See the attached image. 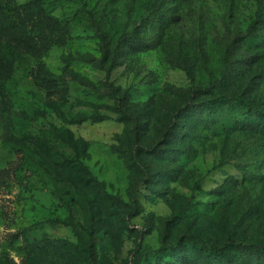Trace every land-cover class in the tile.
<instances>
[{
  "label": "rangeland",
  "instance_id": "rangeland-1",
  "mask_svg": "<svg viewBox=\"0 0 264 264\" xmlns=\"http://www.w3.org/2000/svg\"><path fill=\"white\" fill-rule=\"evenodd\" d=\"M5 4L0 264H264V0Z\"/></svg>",
  "mask_w": 264,
  "mask_h": 264
},
{
  "label": "trees",
  "instance_id": "trees-1",
  "mask_svg": "<svg viewBox=\"0 0 264 264\" xmlns=\"http://www.w3.org/2000/svg\"><path fill=\"white\" fill-rule=\"evenodd\" d=\"M1 1L2 0H0V2ZM8 6H9L8 4H5L4 7H3V10H1V13H0V17H1L0 18V27H1V29L3 31L15 30L16 27H17V24H18V20H17L18 18L14 17V19H12V17H10L11 14L6 9V8H8ZM2 12H6L7 14L6 15L5 14L3 15ZM5 52H6V56H8V59H9L10 58L9 56H11V53L7 49H5ZM232 101H234V100H232ZM232 101L229 100V99H227L226 97H222L221 99L215 101L214 104H215V106H218L221 103L229 104ZM244 108L246 110L252 109L250 107V105H247V104L244 105ZM263 114H264V112H263ZM262 121H263V123L261 125L262 126L261 129H262V132L264 133V120H262ZM226 128L227 127L223 126L222 127V130L225 131ZM60 168L62 169V175H63L62 178H63V181L69 186V188L72 191L76 192L78 195H80V196L85 195L84 191L90 187V184L91 183H93V185L96 188H99V190L101 192H103L102 188H104V184L97 182L96 179L91 176V174L89 173L87 167L83 166L82 163L79 162L78 160L69 161L67 163H64L63 162L60 165ZM72 173L82 175L83 178H84V176L85 177H88L89 176L88 181H85L84 184L82 185V188L83 189L79 188L78 185H76L74 183V179L72 178L73 177ZM57 175H59V174H57ZM96 192H98V190H96ZM97 195H100V194H97ZM98 200L100 201V198L96 196L93 201L96 202ZM89 205L90 204L88 203V205L85 207V209H88L89 210V208L91 207V205H90V207H89ZM56 222L58 224H63V225H65L67 227H70V228H75V226L73 225V223L70 222L69 220H65L63 222L62 221L60 222L59 220H57ZM93 232H94V230H92L89 235H92ZM190 243L193 245V247H195L199 251H201V252L204 251L205 253L210 254V256H212L214 258H217L220 255H223L224 256L225 255V252L224 251H228L229 252L232 249H237V248L244 249V248H246L245 245H242L241 243H238L236 241H228V242H225L224 244H222L221 246H218L213 241L205 240V241L200 242V241H197L194 238H192L190 240ZM252 247L253 246H250V248H252ZM90 248H91L90 246L86 248L87 256H88L89 261L91 263H94V258L92 256V253H91ZM259 254H260L259 251H257V252L254 251L253 252V255L256 256V257L259 256Z\"/></svg>",
  "mask_w": 264,
  "mask_h": 264
}]
</instances>
